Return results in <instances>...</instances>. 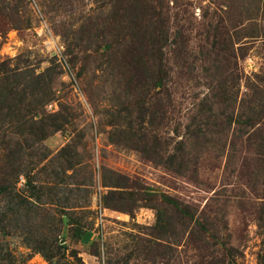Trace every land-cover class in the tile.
Instances as JSON below:
<instances>
[{"label":"rangeland","instance_id":"1","mask_svg":"<svg viewBox=\"0 0 264 264\" xmlns=\"http://www.w3.org/2000/svg\"><path fill=\"white\" fill-rule=\"evenodd\" d=\"M0 264H264V0H0Z\"/></svg>","mask_w":264,"mask_h":264},{"label":"trees","instance_id":"2","mask_svg":"<svg viewBox=\"0 0 264 264\" xmlns=\"http://www.w3.org/2000/svg\"><path fill=\"white\" fill-rule=\"evenodd\" d=\"M30 185H31V187H33V189L31 188L32 189V193H34V195H36V197H39L40 193L42 192V189H38L35 186H33L32 184H30Z\"/></svg>","mask_w":264,"mask_h":264}]
</instances>
